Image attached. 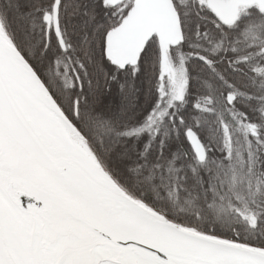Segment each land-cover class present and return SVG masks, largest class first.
Instances as JSON below:
<instances>
[{
  "label": "snow or ice",
  "instance_id": "6c2138e0",
  "mask_svg": "<svg viewBox=\"0 0 264 264\" xmlns=\"http://www.w3.org/2000/svg\"><path fill=\"white\" fill-rule=\"evenodd\" d=\"M0 264H264V0H0Z\"/></svg>",
  "mask_w": 264,
  "mask_h": 264
}]
</instances>
